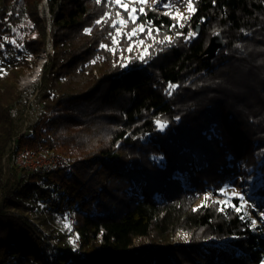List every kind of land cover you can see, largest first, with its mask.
<instances>
[{
  "label": "trees",
  "instance_id": "trees-1",
  "mask_svg": "<svg viewBox=\"0 0 264 264\" xmlns=\"http://www.w3.org/2000/svg\"><path fill=\"white\" fill-rule=\"evenodd\" d=\"M42 1L0 0V41L27 24L28 53L0 73V177L4 155L12 160L0 178V264H259V227L232 207L192 202L249 169L264 176V0H193L185 32L195 35L141 57L115 46L109 0H45L41 16ZM141 20L173 25L153 9ZM216 32L225 45L206 58ZM48 34L41 110L20 134L17 80ZM40 145L66 156L70 174L16 166ZM70 212L72 226L56 225ZM179 229L189 243H173ZM225 236L230 249L204 242Z\"/></svg>",
  "mask_w": 264,
  "mask_h": 264
},
{
  "label": "rangeland",
  "instance_id": "rangeland-1",
  "mask_svg": "<svg viewBox=\"0 0 264 264\" xmlns=\"http://www.w3.org/2000/svg\"><path fill=\"white\" fill-rule=\"evenodd\" d=\"M44 3L45 0L39 6L41 16ZM124 3L127 5L128 11H125L124 6L114 3L113 0H109V11L107 12L109 15H105L113 27V41L115 46L121 47L122 44L126 45L127 51L138 53L141 57L151 51V48L157 43L172 42L183 37L190 40L193 37L188 36V33H194L193 31L185 32L188 29V20L193 11L189 12L184 0H158V3H152V0H149L146 4L140 3L139 0H135V2L124 0ZM165 5L168 6L165 7ZM192 7L194 9L193 5ZM133 9L136 11H133ZM139 9H144V11H139ZM148 9L167 14L173 20L172 28L169 27L164 31L157 27L154 28L149 22L144 23L141 20V15ZM129 13H131V16H129ZM141 25L143 26V30L140 28ZM180 25H183V27ZM26 26L27 24H20L15 29L13 36L7 37V40L3 38L0 41V44L4 45V47L0 48V73H5L11 65L20 64L22 59L27 56V50L20 43V39L27 34ZM133 29H136L135 34H132ZM47 31L49 33V30ZM178 32L182 33V35H177ZM166 37H171V41L166 39ZM6 43L10 44L9 48L6 47ZM52 54L53 46L50 35L48 34L45 49L37 55L32 68L26 69L17 80V89L21 92V102L13 108L12 115L15 120L16 129L20 134L23 131L27 133L31 132L30 126L34 123L41 110V106L35 101V95L38 93L41 85L43 65ZM40 60H42L41 69L32 79L30 77L34 72L35 65ZM7 157L8 153L1 160L2 174L0 178L2 181L7 179L11 170L12 160H9ZM201 206H227L235 210L239 209L242 216L247 218L250 223L252 220H256L255 227H259L264 234V218L260 216V213L264 212V176L260 171L254 173L252 169H249L244 177H240L233 182H227L217 193L212 192L209 188H206L204 192L195 193L192 207L198 208ZM67 215L57 216L56 225H67ZM41 229L46 232L44 227H41ZM190 236L191 234L187 230L179 229L172 238L173 243H189ZM231 239L232 236H225L221 239L213 237L205 239L204 242H212L216 247L223 246L230 249L232 248L230 243ZM75 245L77 246V242ZM259 264H264V257Z\"/></svg>",
  "mask_w": 264,
  "mask_h": 264
},
{
  "label": "built area",
  "instance_id": "built-area-1",
  "mask_svg": "<svg viewBox=\"0 0 264 264\" xmlns=\"http://www.w3.org/2000/svg\"><path fill=\"white\" fill-rule=\"evenodd\" d=\"M11 147H14V141H12ZM14 162L19 168L34 172L49 171L55 168H61L66 174H70L71 172V165L69 159L66 156L57 153L44 145H40L36 149H22L16 155ZM74 221V213L70 212L67 215V223L72 226Z\"/></svg>",
  "mask_w": 264,
  "mask_h": 264
},
{
  "label": "snow or ice",
  "instance_id": "snow-or-ice-1",
  "mask_svg": "<svg viewBox=\"0 0 264 264\" xmlns=\"http://www.w3.org/2000/svg\"><path fill=\"white\" fill-rule=\"evenodd\" d=\"M113 2L116 3V4H120V5L124 6L125 7V11H128L127 5L124 3V0H113ZM131 2H135V0H131ZM139 2L140 3H143V4H146V3L149 2V0H139ZM184 2L187 4L189 12L194 11V9L192 7L193 0H184ZM97 3H100V0H97ZM152 3H158V0H152ZM167 6L168 5H165V7H167ZM133 11H136V10L133 9ZM139 11H144V9H139ZM105 15H109V14L108 13H105ZM129 16H131V13H129ZM96 23L97 24H100L101 23V20H97ZM113 23H115V22H113ZM180 26L183 27V25H180ZM140 28H141V30H143V26L142 25L140 26ZM85 31L87 32V31H89V29H85ZM135 31H136V29H133L132 30V34H135ZM177 35H182V33H179L178 32ZM194 35H195V33H192V32L188 33V36L189 37H192ZM4 39L7 40V37H5ZM166 39H168L169 41H171V37H166ZM2 47H4V45L0 44V48H2ZM102 47H105V45H102ZM169 87L170 88H174L176 86L175 85H170ZM221 191H223V189H221ZM237 211H239V209H237ZM260 216L262 218H264V212H261L260 213ZM241 218H243V217H241ZM256 223H257L256 220H252L251 221V224H252L253 227H255Z\"/></svg>",
  "mask_w": 264,
  "mask_h": 264
},
{
  "label": "water",
  "instance_id": "water-1",
  "mask_svg": "<svg viewBox=\"0 0 264 264\" xmlns=\"http://www.w3.org/2000/svg\"><path fill=\"white\" fill-rule=\"evenodd\" d=\"M196 30H197V32H200V24H197ZM224 45H225V41L223 39L222 33L216 32V33L211 35L207 46L203 50V55L206 58H211V57L215 56V54L218 52V50L220 48H222ZM38 64H39V62L36 63L35 68Z\"/></svg>",
  "mask_w": 264,
  "mask_h": 264
},
{
  "label": "bare ground",
  "instance_id": "bare-ground-1",
  "mask_svg": "<svg viewBox=\"0 0 264 264\" xmlns=\"http://www.w3.org/2000/svg\"><path fill=\"white\" fill-rule=\"evenodd\" d=\"M41 61H42V60H40L39 64L36 66V68H35V70H34L32 76H31L30 78L33 79V78L37 75V73L39 72V70H40V68H41Z\"/></svg>",
  "mask_w": 264,
  "mask_h": 264
}]
</instances>
